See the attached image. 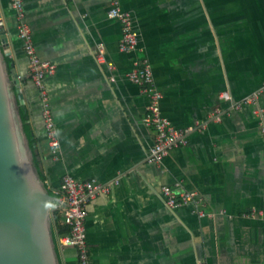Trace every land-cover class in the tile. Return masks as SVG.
Segmentation results:
<instances>
[{"label": "crops", "instance_id": "obj_1", "mask_svg": "<svg viewBox=\"0 0 264 264\" xmlns=\"http://www.w3.org/2000/svg\"><path fill=\"white\" fill-rule=\"evenodd\" d=\"M110 2L24 0L37 51L57 66L45 79L61 143L56 158L15 11L0 0V45L47 189L54 195L66 174L119 180L89 205L94 264H264V219L256 214L264 213V0H122L140 35L129 53L120 50L122 26L108 15ZM100 43L106 62L98 60ZM145 60L165 117L179 128L208 122L161 163L148 158L156 139L145 124L150 95L128 79ZM261 88L257 105L229 111L221 98L228 92L243 101ZM216 107L220 122L211 121ZM164 186L195 191L209 215L195 205L170 208ZM56 250L60 264H79L74 247L58 240Z\"/></svg>", "mask_w": 264, "mask_h": 264}, {"label": "built area", "instance_id": "obj_2", "mask_svg": "<svg viewBox=\"0 0 264 264\" xmlns=\"http://www.w3.org/2000/svg\"><path fill=\"white\" fill-rule=\"evenodd\" d=\"M10 1L16 14L18 36L23 41L24 50L29 60L30 78L38 88L41 96L42 117L49 150L57 158L61 143L45 85V79L56 73L57 66L55 63L43 59L39 55L34 43L32 28L26 20L24 0ZM108 15L111 18L117 19L122 26L120 50L127 53L136 51L140 44L139 31L136 28L132 13L122 8V0H111ZM104 52L105 46L100 43L98 46V60L101 62H106ZM108 66L110 69H114V63L108 62ZM128 79L141 86L143 91L150 95L145 124L156 130L155 142L148 153L150 161L161 163L174 149L189 143V134L192 131H203L208 127V122L196 120L191 126L179 128L162 114L161 102L163 93L158 89L154 80L152 67L146 60L138 63L129 72ZM113 80H115V76ZM262 91L263 88L259 89L243 101H233L231 94L228 92L221 94V98L231 103L229 108V111H231L239 109L244 102L257 105ZM223 113L220 107H216L211 115V121H222ZM256 114L261 115L262 111L257 109ZM262 133L264 136V126L262 127ZM118 182L119 180L107 183H101L96 179L79 180L72 175L66 174L63 177L61 188L53 195L56 200L53 206H51V211L53 213L56 211L61 217L62 224L68 227L67 233L59 237V243L62 246L74 247L77 250L79 264H94L89 249L86 229L89 205L99 195L111 193ZM162 192L167 205L172 209L180 206L195 205L200 216L209 215L195 191L177 193L171 186H164ZM256 214L262 215L264 219V213L257 212Z\"/></svg>", "mask_w": 264, "mask_h": 264}, {"label": "water", "instance_id": "obj_3", "mask_svg": "<svg viewBox=\"0 0 264 264\" xmlns=\"http://www.w3.org/2000/svg\"><path fill=\"white\" fill-rule=\"evenodd\" d=\"M5 56L0 45V264H60L51 225L56 198L36 167Z\"/></svg>", "mask_w": 264, "mask_h": 264}, {"label": "trees", "instance_id": "obj_4", "mask_svg": "<svg viewBox=\"0 0 264 264\" xmlns=\"http://www.w3.org/2000/svg\"><path fill=\"white\" fill-rule=\"evenodd\" d=\"M21 115H22V119L23 121L26 120L27 118V114H25V112L23 111V109L21 110ZM24 129L26 131V134L28 136L29 142H30V146L33 152V156H34V160L36 163V167L40 173L41 179L43 180V182H45V184H47V176L45 174L44 171V167H43V162H42V154L40 153V150L38 148V146H36V138L34 136L33 130L31 129L29 124H24ZM50 194L53 196V194L50 192ZM54 202L51 203V206H53ZM54 231L57 232V234L55 235V240L56 243L59 240V237H61L62 235H64L65 233H67L68 231V227L64 224H62L61 222V217L59 216V214L54 211Z\"/></svg>", "mask_w": 264, "mask_h": 264}, {"label": "rangeland", "instance_id": "obj_5", "mask_svg": "<svg viewBox=\"0 0 264 264\" xmlns=\"http://www.w3.org/2000/svg\"><path fill=\"white\" fill-rule=\"evenodd\" d=\"M44 184H45V182H44ZM46 185V184H45ZM51 225H52V228H53V230H54V223L51 221Z\"/></svg>", "mask_w": 264, "mask_h": 264}]
</instances>
